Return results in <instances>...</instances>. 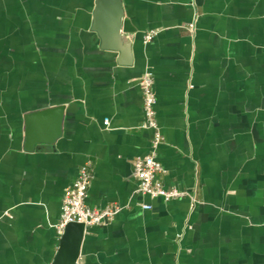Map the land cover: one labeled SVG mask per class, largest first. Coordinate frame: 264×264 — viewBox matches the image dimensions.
<instances>
[{"label":"crops","instance_id":"obj_1","mask_svg":"<svg viewBox=\"0 0 264 264\" xmlns=\"http://www.w3.org/2000/svg\"><path fill=\"white\" fill-rule=\"evenodd\" d=\"M94 8L0 0V264H51L85 163L86 205L119 212L85 228L77 264H264V0H121L127 54L103 48ZM147 71L159 179L185 192L169 201L138 193L132 174L152 135ZM56 107L58 133L43 119L26 149L24 115Z\"/></svg>","mask_w":264,"mask_h":264},{"label":"built area","instance_id":"obj_2","mask_svg":"<svg viewBox=\"0 0 264 264\" xmlns=\"http://www.w3.org/2000/svg\"><path fill=\"white\" fill-rule=\"evenodd\" d=\"M191 30L192 24L186 26ZM159 30L150 29L143 33V41L148 42L158 34ZM139 87L142 96V110L144 120L142 128L152 132L149 150L146 154L133 160L132 174L137 181V192L151 198H161L169 201L185 195V192L175 188H165L159 179L163 169L156 158V149L162 141L159 124L156 118V97L153 91V77L147 71L139 78ZM107 123V120H104ZM92 177V168L85 163L77 170V174L66 190L60 204L59 219L55 225L56 233L60 236L67 223H82L85 227L99 226L109 221L119 212V207L104 206L90 208L85 203L86 193ZM149 209V205H143Z\"/></svg>","mask_w":264,"mask_h":264},{"label":"water","instance_id":"obj_3","mask_svg":"<svg viewBox=\"0 0 264 264\" xmlns=\"http://www.w3.org/2000/svg\"><path fill=\"white\" fill-rule=\"evenodd\" d=\"M121 15V0H95L93 30L100 37L103 48L114 49L121 54H127L128 44L124 41L125 36L120 34ZM105 17H108V27L105 25ZM110 39L115 40L119 45L111 42L112 40ZM60 112L61 107H56L24 115L26 149L30 150L36 142L34 140L35 123L43 119H51L55 125L53 135L55 136L58 133ZM85 228L82 223L76 222H70L65 225L51 264H77Z\"/></svg>","mask_w":264,"mask_h":264}]
</instances>
